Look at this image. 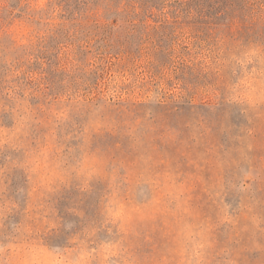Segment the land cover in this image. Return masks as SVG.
Segmentation results:
<instances>
[{"label": "rangeland", "instance_id": "obj_1", "mask_svg": "<svg viewBox=\"0 0 264 264\" xmlns=\"http://www.w3.org/2000/svg\"><path fill=\"white\" fill-rule=\"evenodd\" d=\"M262 69L264 0H0V264H264Z\"/></svg>", "mask_w": 264, "mask_h": 264}, {"label": "snow or ice", "instance_id": "obj_2", "mask_svg": "<svg viewBox=\"0 0 264 264\" xmlns=\"http://www.w3.org/2000/svg\"><path fill=\"white\" fill-rule=\"evenodd\" d=\"M42 4L46 3V0H41ZM233 91L238 95L243 97L242 102L247 104L254 103L253 97L250 95L251 86L247 85L244 80L239 77L233 78ZM259 95H260V103L264 105V69H262L261 75L259 77ZM38 160L40 164L44 162V154L38 151ZM75 162V161H74ZM80 163H83L81 160ZM121 199L123 200V204L117 202V205L113 208V214L115 215L117 220L126 219L130 214L134 212V210L130 207L128 197L125 194V190H121ZM153 199V193L151 190L146 189L143 194L137 193V202L144 203L146 201H151ZM100 226V221L95 216H89L82 220H80L74 228V233L79 234L81 237L82 243H94V250L96 252L100 251V247L109 243H112L114 239L118 237H110L104 234L103 229L100 230V233L95 237V241H89V236L93 229H97ZM61 229L65 226L61 225ZM69 227H72L69 225ZM73 233H69L72 235ZM17 240H21L20 237H16ZM10 240H5V243H11ZM21 243H28V241L21 240ZM73 247L65 242L63 245L56 246L52 241L46 242L44 245L39 247V251L33 249V252L36 256H40L42 258L39 259H31L29 261L24 262V264H95V258L93 260H84L85 250L80 248V245H76V248H80V251L76 252V254L69 258L66 248ZM109 264H113L110 260Z\"/></svg>", "mask_w": 264, "mask_h": 264}]
</instances>
